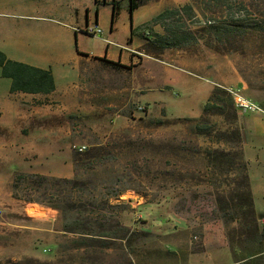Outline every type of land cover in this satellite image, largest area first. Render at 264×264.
<instances>
[{
    "label": "rangeland",
    "instance_id": "obj_1",
    "mask_svg": "<svg viewBox=\"0 0 264 264\" xmlns=\"http://www.w3.org/2000/svg\"><path fill=\"white\" fill-rule=\"evenodd\" d=\"M59 2L0 0V51L32 65L43 56L47 62L60 58L64 61L55 69L57 79L70 84L76 80L74 69L78 67L75 47L63 55H42L35 48L41 41H50L46 31L40 32L48 26L37 21L56 18L53 11ZM149 2L166 9L191 5L195 19L187 20L186 25L197 32V41L159 54L144 50L150 58L142 66L128 69L114 70L102 61L83 58L78 78L80 107L75 112L24 113L20 106H7L9 80L0 77V247L7 249V258L0 259V264H264V237L254 244L244 241L242 221L230 207V199L237 192L236 173L211 170L205 160L207 149H232L226 142L217 141L218 134L229 131L228 126L222 117L211 116L215 131L202 136L186 120L203 114L210 82L216 80L204 72L218 75L225 83L218 84L223 87L243 80L247 86L242 95L263 111L252 113L262 122L242 130L246 134L243 143L250 160L257 154L263 158L264 105L251 95H264V33L241 28L239 36L233 37L207 31V20L221 22L224 16L213 0ZM240 2L248 19H264V0ZM126 23L129 18L124 14L118 20L120 31ZM101 49L98 36L84 38L82 51L97 54ZM165 53L170 59L185 56L196 71L180 67L191 72L189 75L165 65ZM163 84L172 89L166 90ZM157 102L163 105L164 113H153ZM97 145L109 153L84 161L77 180L94 185L97 203H107L98 212L108 219L107 227L117 220L129 227L132 235L128 242H111L91 252L73 248L72 241L78 237L61 231L64 220L60 211L15 199L11 180L16 172L68 176L71 169L74 172L72 159L78 148L85 147L83 154L93 153ZM252 174L258 178L262 172L254 165ZM70 179H75L74 173ZM61 186L78 194L71 185ZM55 200L52 197L51 201ZM258 205L261 221L264 202ZM228 214L234 216L230 222ZM51 217H55L54 222ZM263 226H259V233ZM37 227L59 232L54 237L55 247L49 246L48 231L36 235L30 229ZM26 245L43 258H55L10 257L22 255ZM256 253L259 258L251 260L250 255Z\"/></svg>",
    "mask_w": 264,
    "mask_h": 264
},
{
    "label": "trees",
    "instance_id": "obj_2",
    "mask_svg": "<svg viewBox=\"0 0 264 264\" xmlns=\"http://www.w3.org/2000/svg\"><path fill=\"white\" fill-rule=\"evenodd\" d=\"M149 1L128 0L127 12L131 23L134 10ZM213 2L223 10V21L207 20L204 27L207 31L217 30V32L233 37L239 36V29L241 28L244 32L251 30L264 33V19H248L240 0H213ZM95 3L99 5L97 0ZM110 5L112 7L110 29H113L120 7L115 1H112ZM194 19L195 15L191 5H184L181 8H168L138 29L134 30L131 27L130 33L132 36L139 31V35L147 41L144 50H151L154 54L169 49H182L197 41V32L195 33L186 25L187 20L192 21ZM155 26H159L162 33L156 32ZM145 29L148 32L147 35L142 33V30ZM100 61L114 70L129 68L121 65L120 62H111L106 59H100ZM0 70L1 77L11 81L10 93L50 94L55 90L54 78L50 70L11 60L1 51ZM236 111L229 94L219 86H215L203 106V114L198 118H186V120L192 122L195 133L202 136H210L215 131V126L209 119L211 116L222 117L228 126L229 131L218 134L217 141L226 142L232 149L229 151L207 149L204 152L205 160L207 167L211 170L218 172L226 170L236 173L234 182L237 192L234 194V198L230 199V207H233L234 214L242 221L241 236H245L244 241L254 244L259 238L264 237V226L259 233V224L255 216L247 174V163L242 150L243 137L241 131L236 127L238 119ZM95 148L93 153L83 154L79 151L74 154L72 159L74 180L58 179L27 172H16L11 180L15 199L27 204H37L60 211L64 220L61 231L64 234L69 233L78 237L72 241L73 248L82 247L90 249L91 252H96V248H104L111 242H128L132 235L130 228L117 220L112 223L111 228H108V219L98 213L107 203L103 201L97 203L94 193L97 189L94 185L80 184L77 180L78 168L84 165V161L97 160L109 153L101 145H97ZM63 184L71 185L74 190H78V194L75 196L71 190L70 192L65 191L61 186ZM52 197L57 198V200L51 201ZM119 197L120 194L114 198L119 200ZM227 218V222H230L234 216L228 214ZM258 258L259 253L250 255L251 260Z\"/></svg>",
    "mask_w": 264,
    "mask_h": 264
},
{
    "label": "crops",
    "instance_id": "obj_3",
    "mask_svg": "<svg viewBox=\"0 0 264 264\" xmlns=\"http://www.w3.org/2000/svg\"><path fill=\"white\" fill-rule=\"evenodd\" d=\"M99 5L95 3V0H60L59 4L54 8V13L56 18H48V20L44 21H37L42 22L48 26L43 27L40 32L46 31L50 36V41H41L35 46V48L39 49L42 55L48 54H66L70 53L71 49L75 47L77 52V59L78 62L77 69H74L76 80L72 83H65L59 82L57 79L55 69H59V67L63 66V61L60 58H55L51 62H47V57L43 56L38 58V62L36 64H29L44 70H50L55 83V90L50 94H28L22 92H15L10 93V84L11 81L9 80V84L7 85V101L5 102L10 106H20L24 110V113H71L75 112L80 107V99L78 95L79 84V64L81 63L83 58H94L96 60L106 59L107 61L111 62H120L121 65L129 67L131 65L134 66H142L146 59L150 58L148 53H144V47L147 41L139 35V31L135 32L134 35L131 36V27L136 30L139 27L148 23L151 19H153L158 14L162 13L166 8H160L157 5H154L152 2H146L144 5L140 6L133 12L132 16V23L130 22V18L127 12L128 0H97ZM115 1L119 4V14L116 18L114 23L113 29H110V20H111V13L112 7L111 3ZM124 14H127L129 18V23L123 25L122 30L118 26V20L120 17H123ZM96 24L100 30V41L102 42V49L99 53L94 54L93 52L82 51L84 47V38L89 37L85 32L87 26H91ZM159 26H155L154 30L158 33H161ZM120 31V32H119ZM121 33V34H120ZM142 33L147 35V31L142 30ZM122 35V36H120ZM141 48V49H139ZM79 49L80 52L77 50ZM4 53V52H3ZM79 53L85 54L80 55ZM5 54V53H4ZM168 53L163 54L164 56V64L167 66L178 68L180 71L185 72L184 70L187 68L194 69L191 64L190 59L186 58L182 55H177L176 57L167 55ZM7 56V55H6ZM8 57V56H7ZM9 58V57H8ZM10 59V58H9ZM13 60V59H11ZM16 61V60H14ZM20 62V61H18ZM25 63V62H22ZM28 64V63H26ZM190 67H189V65ZM53 65V66H51ZM58 67V68H57ZM185 67V68H180ZM189 73V72H185ZM191 73V72H190ZM189 73V75H190ZM205 74L211 75L215 77V81H211V89L210 94L215 86L219 85L218 82H222L225 84L221 78L215 75L214 72ZM194 75V74H192ZM195 76V75H194ZM0 77H1V70H0ZM199 77V76H196ZM7 79V78H4ZM230 86L235 89H239L240 91H246L247 83L243 80H235ZM162 87L168 88L166 90L172 89L171 86L167 84H163ZM253 100L264 105V95L254 93L251 95ZM23 101L30 102L27 105H24ZM59 103V104H58ZM158 103L157 109H154L153 113H164V107L161 105L160 102ZM28 107V108H26ZM69 110V111H66ZM163 110V111H162ZM238 114V119L236 123V127L241 131L243 135V141L246 138V134L244 136V132L246 131L250 125H254L257 127L258 123L262 122V119H258L252 115L254 112L248 111H236ZM2 113H0L1 115ZM243 130V131H242ZM8 134H6L5 139H8ZM246 141V140H245ZM244 159L247 163V174L249 178V185L251 190V195L254 204V211L257 222L260 225H264V217L260 221L258 219V211H259V201L264 202V156L263 158H259V154L256 155V159L250 160L247 157L246 151V142L243 143L242 146ZM42 152V149H40ZM43 153V152H42ZM252 161H255L254 163ZM256 165L259 171L262 172L258 178L254 177L252 174V166ZM72 169L71 174L68 176H55L51 175L52 177L57 178H66L70 179L72 177ZM51 221H55V217H51ZM28 228V227H25ZM35 231L34 234L39 235L37 232L48 231V242L49 246L55 247L54 237L55 234L59 233L57 230H48L44 228H30ZM52 232V233H51ZM46 248L42 250L44 252ZM38 251V250H37ZM45 253V252H44ZM7 249L4 246L0 247V259L7 258ZM28 257L34 258L40 261H52L55 256L52 258L46 259L43 258L39 253L31 247V245H26L21 255L10 256L12 258H19V257Z\"/></svg>",
    "mask_w": 264,
    "mask_h": 264
},
{
    "label": "built area",
    "instance_id": "obj_4",
    "mask_svg": "<svg viewBox=\"0 0 264 264\" xmlns=\"http://www.w3.org/2000/svg\"><path fill=\"white\" fill-rule=\"evenodd\" d=\"M85 32L88 35L95 36V37L96 36L100 37V34H101V30L96 24L87 26L85 29ZM205 81L208 82V80H205ZM217 86L224 89L229 94V96L232 99L234 108L236 110L249 111V112H254V111L263 112L252 100L242 95L239 89H235L232 87H223L221 85H217ZM84 149L85 147H80L78 148V151L82 152Z\"/></svg>",
    "mask_w": 264,
    "mask_h": 264
}]
</instances>
